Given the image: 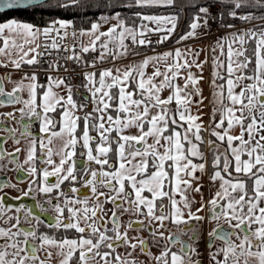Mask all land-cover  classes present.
I'll return each mask as SVG.
<instances>
[{
    "label": "snow or ice",
    "instance_id": "obj_1",
    "mask_svg": "<svg viewBox=\"0 0 264 264\" xmlns=\"http://www.w3.org/2000/svg\"><path fill=\"white\" fill-rule=\"evenodd\" d=\"M0 264H264V0H0Z\"/></svg>",
    "mask_w": 264,
    "mask_h": 264
},
{
    "label": "crops",
    "instance_id": "obj_2",
    "mask_svg": "<svg viewBox=\"0 0 264 264\" xmlns=\"http://www.w3.org/2000/svg\"><path fill=\"white\" fill-rule=\"evenodd\" d=\"M221 34H222V33H221ZM207 43H208V41H204V44H205V45H207ZM197 46H199V43H197ZM200 59H201V60L204 59V54H203V53L201 54ZM26 70H27V69H26ZM204 75H205V76H208V68H207V66L205 67V73H204ZM13 78L15 79L16 76L14 75ZM207 94H208V92H207V86H205V95H207ZM205 194L207 195V190H206V189H205Z\"/></svg>",
    "mask_w": 264,
    "mask_h": 264
},
{
    "label": "flooded vegetation",
    "instance_id": "obj_3",
    "mask_svg": "<svg viewBox=\"0 0 264 264\" xmlns=\"http://www.w3.org/2000/svg\"><path fill=\"white\" fill-rule=\"evenodd\" d=\"M25 202H28V201H25ZM13 203L15 204V203H18V202H16V201H13Z\"/></svg>",
    "mask_w": 264,
    "mask_h": 264
},
{
    "label": "trees",
    "instance_id": "obj_4",
    "mask_svg": "<svg viewBox=\"0 0 264 264\" xmlns=\"http://www.w3.org/2000/svg\"><path fill=\"white\" fill-rule=\"evenodd\" d=\"M161 12H163V10H161Z\"/></svg>",
    "mask_w": 264,
    "mask_h": 264
}]
</instances>
